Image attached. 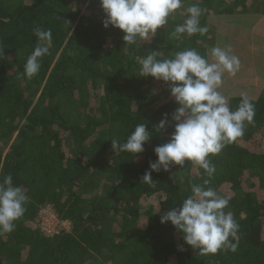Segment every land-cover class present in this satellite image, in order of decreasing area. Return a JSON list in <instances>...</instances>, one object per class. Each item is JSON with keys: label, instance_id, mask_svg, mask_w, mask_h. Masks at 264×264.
<instances>
[{"label": "trees", "instance_id": "16d2710c", "mask_svg": "<svg viewBox=\"0 0 264 264\" xmlns=\"http://www.w3.org/2000/svg\"><path fill=\"white\" fill-rule=\"evenodd\" d=\"M191 4L201 8L208 32L177 38L172 33ZM252 15H264V0H184L149 41L127 46L121 30L103 27L99 0H0V182L11 174L29 197L15 230L0 233V264H264L263 87L250 98L254 123L209 156L216 168L210 186L229 198L225 211L240 226L235 252L201 254L160 222L191 194V184L207 179L202 169L186 161L152 172L155 187L141 182L156 160L154 147L174 130L178 107L166 83L139 76L142 59L186 49L207 59L217 37L209 17L237 24ZM37 28L51 29L53 46L26 79ZM241 96L228 98L233 111ZM165 114V129L154 130ZM140 123L152 132L144 151L114 152L111 140L124 143ZM44 208L68 227L45 234Z\"/></svg>", "mask_w": 264, "mask_h": 264}, {"label": "clouds", "instance_id": "9594fccd", "mask_svg": "<svg viewBox=\"0 0 264 264\" xmlns=\"http://www.w3.org/2000/svg\"><path fill=\"white\" fill-rule=\"evenodd\" d=\"M105 18L104 28L112 26L121 30L124 45L133 46L149 41L168 18L184 7V0H99ZM183 24L175 26L172 33L177 38L183 35H203L207 26H201L202 10L197 4L186 8ZM68 28V24L65 21ZM36 46L24 65L23 77L31 79L41 68V60L53 46L51 29H34ZM159 51H151L141 61L140 77L151 76L168 85L170 96L178 105L171 120L174 130L167 143L156 146V156L150 162L141 182L155 187L152 172H167L171 166L183 168L185 162L202 169L207 179L202 184H191V194L183 202L160 216L161 224L168 222L181 234L184 244L198 249L201 254H216L220 250L235 252L238 247L239 224L229 206V198L220 195L211 187L216 172L209 156H216L227 146L245 134L247 125L254 123L255 107L247 95H242L236 110H232L228 99L219 91L223 76H234L240 61L230 50L221 47L211 49L213 62H209L195 49L178 51L172 58L158 59ZM167 116L154 126L163 130ZM152 132L146 124H137L126 141L111 140L114 152H127L134 157L144 151ZM29 197L20 186L13 184L8 174L0 182V233H11L25 213ZM235 241V242H233Z\"/></svg>", "mask_w": 264, "mask_h": 264}, {"label": "rangeland", "instance_id": "374dc122", "mask_svg": "<svg viewBox=\"0 0 264 264\" xmlns=\"http://www.w3.org/2000/svg\"><path fill=\"white\" fill-rule=\"evenodd\" d=\"M220 18L209 17V24L215 27L217 37L214 44L207 49V60L211 63V49L221 47L230 50L239 61V69L234 76L225 73V82L219 91L228 99L230 96L247 95L257 99L264 88V15H252L244 18L242 23L219 22ZM232 80V81H231ZM41 227L45 234H56L61 227H68L67 222L60 221L55 213L46 216L41 212Z\"/></svg>", "mask_w": 264, "mask_h": 264}, {"label": "built area", "instance_id": "2783aa9c", "mask_svg": "<svg viewBox=\"0 0 264 264\" xmlns=\"http://www.w3.org/2000/svg\"><path fill=\"white\" fill-rule=\"evenodd\" d=\"M42 212H44V214L47 216H52V213H53V211L50 209V208H44L43 210H42ZM47 235H49V236H51V234H47Z\"/></svg>", "mask_w": 264, "mask_h": 264}]
</instances>
